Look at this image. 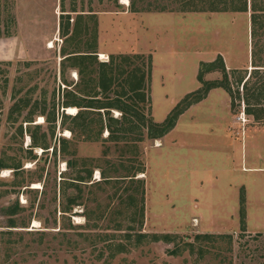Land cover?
<instances>
[{"label":"rangeland","instance_id":"374dc122","mask_svg":"<svg viewBox=\"0 0 264 264\" xmlns=\"http://www.w3.org/2000/svg\"><path fill=\"white\" fill-rule=\"evenodd\" d=\"M133 2L0 0V264H264V96L258 119L236 86L264 35L250 11ZM215 60L202 82L221 63L232 94L151 137Z\"/></svg>","mask_w":264,"mask_h":264},{"label":"trees","instance_id":"16d2710c","mask_svg":"<svg viewBox=\"0 0 264 264\" xmlns=\"http://www.w3.org/2000/svg\"><path fill=\"white\" fill-rule=\"evenodd\" d=\"M184 2V4L179 8V11H189V12H196V11H208V12H234V13H244L250 11V37L253 41L259 36V32L264 35V0H250V7L248 8L247 0H179ZM198 3H204L203 6H198ZM131 6L134 8V2L131 0ZM162 11L165 10L161 9ZM137 10H134L135 12ZM178 11V10H177ZM139 12V11H137ZM257 51L252 50V59L256 63L255 60L257 59ZM220 59V58H219ZM216 60L211 63H204L202 64L204 67L201 68L199 74H198V80L202 82V76L203 72H210L215 69L216 66ZM253 65V64H252ZM220 67L222 71L224 72L225 76V82L218 84L217 82H202L203 87L197 89L196 91L188 94L180 104L181 109H177L175 112H173L166 120V122L163 125L155 126L152 125L149 127L150 134L153 131V128L157 130V134L154 136L151 135L153 138H160L166 133H168L174 126V122L177 119V117L182 114V112L187 109L190 105H192L195 102L201 101L204 99L205 95L208 93L209 90L216 88V87H222L226 89L230 95L232 94V88L228 81L227 75L225 73V69L223 64L220 63ZM248 78L244 79L245 77H241L236 79V86L237 89H239V86L242 87L244 94L241 96L239 94V91L237 92V97H241V99L246 103V109L245 113L249 115H253L256 118L259 119V112L256 108V105L254 103L258 104V101L264 96V78L261 77V73H264V65L262 66H256ZM263 68V69H262ZM262 71V72H260ZM234 75V72L232 73ZM264 77V76H263ZM257 79V81H255ZM254 101V103H252ZM264 104V103H263ZM76 104H72V106H75ZM117 109H120L124 114L128 112L129 109H131L129 106H126L124 103H120L119 105L115 106ZM73 107H68L67 111ZM75 108V107H74ZM88 108H91L88 106ZM179 108V107H178ZM261 112V110H260ZM83 113L76 114L74 118H80ZM17 209V204L13 208L12 213L15 212Z\"/></svg>","mask_w":264,"mask_h":264},{"label":"bare ground","instance_id":"6f19581e","mask_svg":"<svg viewBox=\"0 0 264 264\" xmlns=\"http://www.w3.org/2000/svg\"><path fill=\"white\" fill-rule=\"evenodd\" d=\"M103 55H104V54H102V58L104 57ZM105 55H106V54H105ZM72 109H73V108H70L69 110L72 111ZM65 131H66V130H65ZM67 133H68V131H67ZM65 136H66V134H65ZM63 165H64V164H63ZM8 170H9V169H8ZM2 171H3V170H2ZM4 171H5V170H4ZM0 173H1V172H0ZM96 174H97V173H96ZM0 177H1V176H0ZM35 187H36V186H35ZM194 221H195V220H194ZM36 223H37V222H36ZM75 223H76V222H75Z\"/></svg>","mask_w":264,"mask_h":264}]
</instances>
